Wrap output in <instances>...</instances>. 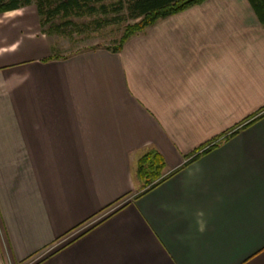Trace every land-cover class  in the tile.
<instances>
[{
	"label": "crops",
	"instance_id": "1",
	"mask_svg": "<svg viewBox=\"0 0 264 264\" xmlns=\"http://www.w3.org/2000/svg\"><path fill=\"white\" fill-rule=\"evenodd\" d=\"M245 1L251 19L190 10L69 56L33 5L0 14V264H264V25Z\"/></svg>",
	"mask_w": 264,
	"mask_h": 264
},
{
	"label": "trees",
	"instance_id": "2",
	"mask_svg": "<svg viewBox=\"0 0 264 264\" xmlns=\"http://www.w3.org/2000/svg\"><path fill=\"white\" fill-rule=\"evenodd\" d=\"M109 0H0V14L33 5L40 20V26L49 36L64 34L65 28L75 33L86 32L92 24L94 31L99 27L123 22L124 19L135 21L127 24L122 36L113 47H106L114 52L121 49L123 43L136 33L153 25L159 19H164L179 13L190 6L204 0H118L115 4H108ZM258 21L264 25V0H247ZM125 11V17L119 15ZM112 16V17H108ZM93 18L92 22L75 23L72 19ZM96 18L102 20H95ZM109 19V20H108ZM59 20V23L54 21ZM95 49V48H92ZM207 151V150H206ZM205 152V151H204ZM164 160L161 155L150 150L137 161L136 177L141 183L142 192L155 187L162 180Z\"/></svg>",
	"mask_w": 264,
	"mask_h": 264
},
{
	"label": "rangeland",
	"instance_id": "3",
	"mask_svg": "<svg viewBox=\"0 0 264 264\" xmlns=\"http://www.w3.org/2000/svg\"><path fill=\"white\" fill-rule=\"evenodd\" d=\"M121 1L125 3L128 0ZM117 2L118 0H109L107 3L115 4ZM245 7H247V2L245 0H204L172 16H186L187 14L185 12L190 10H196L193 13H203L202 11H200L203 10L204 14L206 15V18L204 19H251V17L247 15ZM220 10L224 11V15H221L219 17L218 14ZM125 14L126 13L123 10L119 15H121V17H125ZM97 19L98 18H96L95 20ZM102 19L104 18L98 20ZM72 20L75 23L81 24L88 23L90 21L92 22L93 18L84 17L82 19ZM134 22L135 21L124 19L123 22L118 21L117 23L99 27V29L95 31V24H92L90 28H87L88 30L86 32L81 34L75 33L70 28H65L64 30H62L65 31L64 34L53 35L54 46L56 48L58 56H69L71 54H75L92 48H110L117 44L119 38L123 34L125 26ZM54 23H59V20L54 21Z\"/></svg>",
	"mask_w": 264,
	"mask_h": 264
}]
</instances>
